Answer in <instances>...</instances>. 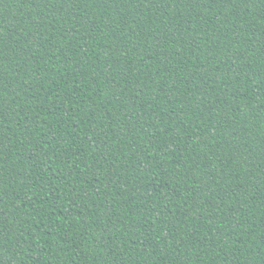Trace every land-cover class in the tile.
Segmentation results:
<instances>
[{
	"label": "trees",
	"instance_id": "16d2710c",
	"mask_svg": "<svg viewBox=\"0 0 264 264\" xmlns=\"http://www.w3.org/2000/svg\"><path fill=\"white\" fill-rule=\"evenodd\" d=\"M0 264H264V0H0Z\"/></svg>",
	"mask_w": 264,
	"mask_h": 264
}]
</instances>
